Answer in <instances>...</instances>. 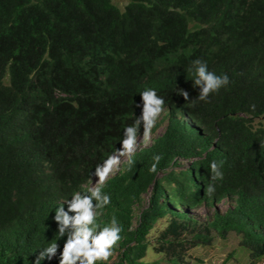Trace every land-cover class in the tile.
Returning a JSON list of instances; mask_svg holds the SVG:
<instances>
[{"label": "trees", "instance_id": "trees-1", "mask_svg": "<svg viewBox=\"0 0 264 264\" xmlns=\"http://www.w3.org/2000/svg\"><path fill=\"white\" fill-rule=\"evenodd\" d=\"M197 58L230 82L193 104L176 92L198 97ZM145 89L164 98L152 131L165 129L96 186L111 198L96 222L115 216L121 228L97 264H211L200 249L230 234L246 264H260L264 0H128L123 10L112 0H0V264H33L57 239L55 208L90 194V174L120 147ZM213 160L223 179L209 196ZM41 264H59V251Z\"/></svg>", "mask_w": 264, "mask_h": 264}, {"label": "clouds", "instance_id": "clouds-1", "mask_svg": "<svg viewBox=\"0 0 264 264\" xmlns=\"http://www.w3.org/2000/svg\"><path fill=\"white\" fill-rule=\"evenodd\" d=\"M189 71L194 73L195 79L192 82L193 87L199 89L198 97L190 100L189 93L183 89H179L176 94L193 104L197 99L207 101L211 93L218 92L230 82L227 74L217 75L215 72L209 71L206 61L199 58L191 62ZM164 104V98L158 96L155 89H145L140 93V103L135 105L141 109L140 114L135 115L131 125L124 127L120 147L102 163L96 165L90 174L91 179L95 178L97 184L103 185L113 170L119 166L120 158L123 156L131 157L136 149L137 137L141 129L143 130V139L145 141L150 139L157 119L164 111ZM161 159L162 156L159 154L153 156L154 163L149 169L151 173L157 172ZM128 163L131 165L132 160L129 159ZM222 165L223 161L213 160L210 162L212 175L206 187V194L209 196H212L216 191L215 181L223 179ZM90 182L86 185L89 189H91L89 187ZM148 198L149 194L146 202H148ZM110 202V196L102 194L100 187H93L90 194L74 192L71 199L65 200L55 208L53 220L57 225V239L39 250L33 264H41L45 259L51 261L57 256L58 251L59 264L107 262L113 255L112 250L121 239V228L118 226L115 216L112 217L110 226L101 228L96 221L99 214L97 210L103 209ZM61 238H66L62 250L57 243Z\"/></svg>", "mask_w": 264, "mask_h": 264}, {"label": "rangeland", "instance_id": "rangeland-1", "mask_svg": "<svg viewBox=\"0 0 264 264\" xmlns=\"http://www.w3.org/2000/svg\"><path fill=\"white\" fill-rule=\"evenodd\" d=\"M112 2L116 6H118L120 10H123L125 5L127 4L128 0H112ZM159 119H160V117L157 120H159ZM165 125H166V121H163L157 127L156 130L152 131L151 137L147 141H145L143 139L142 134H139L137 137V145H136L135 151L149 145L157 135L161 134L164 131ZM127 158H128V156L121 157L119 166L116 169H114L112 174H110L109 176L116 173L118 171L120 165L122 164V162L125 161ZM184 164L185 165L189 164V161H185ZM97 185L98 184L95 182V178H92L91 182L89 184V187L92 189L93 187H96ZM147 197H148V194L145 197V201H146ZM219 206H220V208L225 209L227 205H226V202H222V203H220ZM192 213L197 218L202 219L205 217L207 212H206L205 207H200V208L192 210ZM156 233L157 232L151 233L150 237L153 238L154 234H156ZM241 248L242 247L240 246V243H239V237L234 235V234H230L225 241L219 239V240L215 241L214 246L203 247L200 249V251L204 253L203 258H204L205 263H211V264H246L247 263L246 257L239 254V251H241ZM232 251H236V257H234L232 255L231 257H228V259H226L227 254H229ZM194 254H196V253H194ZM153 258H154V256H150V260ZM260 264H264V259L260 262Z\"/></svg>", "mask_w": 264, "mask_h": 264}]
</instances>
